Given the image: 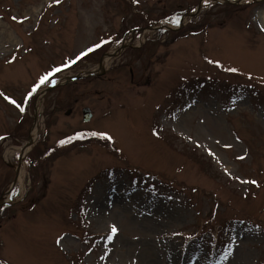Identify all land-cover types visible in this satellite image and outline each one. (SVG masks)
Returning <instances> with one entry per match:
<instances>
[{
	"label": "rangeland",
	"instance_id": "obj_1",
	"mask_svg": "<svg viewBox=\"0 0 264 264\" xmlns=\"http://www.w3.org/2000/svg\"><path fill=\"white\" fill-rule=\"evenodd\" d=\"M228 1L0 0V264H264V0Z\"/></svg>",
	"mask_w": 264,
	"mask_h": 264
},
{
	"label": "bare ground",
	"instance_id": "obj_2",
	"mask_svg": "<svg viewBox=\"0 0 264 264\" xmlns=\"http://www.w3.org/2000/svg\"><path fill=\"white\" fill-rule=\"evenodd\" d=\"M241 1L243 2V1H247V0H241ZM258 20H259L258 22H259L261 28L264 29V15L260 16ZM131 42H132V39L129 37H126L123 40V43L127 44V45L130 44ZM112 53H113V51L107 52L104 55V57L102 58V63H99L98 65H96V66H94L88 70H84L83 73H101V72L108 70V68L110 67L111 61H112ZM41 93H42V91H41ZM41 98H42V96H39L38 103H37V105H39V106L41 104ZM39 132H40V122L37 121V122H35L34 127L32 129V132H31V138H30L31 141H33V142L35 141V139L39 135ZM29 150H30V147L27 145L22 148V152H21L22 160H23V158H25V156ZM23 175H24L23 170L21 169L19 171V179H21L22 182L24 181Z\"/></svg>",
	"mask_w": 264,
	"mask_h": 264
},
{
	"label": "snow or ice",
	"instance_id": "obj_3",
	"mask_svg": "<svg viewBox=\"0 0 264 264\" xmlns=\"http://www.w3.org/2000/svg\"><path fill=\"white\" fill-rule=\"evenodd\" d=\"M58 2H59V0H57V3H58ZM13 19H16V18L13 17ZM176 22L178 23V21H176ZM99 46H100V45H96V47H99ZM88 51H92V49H89ZM81 55H84V53H82ZM77 59H79V57H77ZM72 63H75V61H72ZM67 66H68L67 64L64 65V67H67ZM59 71H61L60 68H55V69H53L52 72H49V73L46 74L45 76L41 77L39 84L36 85V87L33 88V92H34V91L36 90V88H38L41 84H44L45 81H47L48 78H49L50 76L53 75V73H55V72H59ZM232 71H235V69H232ZM51 82H52V83H55L54 80H52ZM31 94H32V93H29V96H31ZM12 103L15 104L16 102L13 100ZM21 111H23V108H21ZM92 135H101V136H104V135H106V134L92 133ZM109 139H110V137H109ZM61 143H63V141H62ZM252 183H255V181H253ZM117 231H118L117 228H116L115 226H113V227H112V233L115 234ZM109 239H112V236H111V235L109 236Z\"/></svg>",
	"mask_w": 264,
	"mask_h": 264
},
{
	"label": "water",
	"instance_id": "obj_4",
	"mask_svg": "<svg viewBox=\"0 0 264 264\" xmlns=\"http://www.w3.org/2000/svg\"><path fill=\"white\" fill-rule=\"evenodd\" d=\"M228 2H230V3H241L242 1H241V0H238V1H236V2H232V1H228ZM194 14H195V12H194V13H191L190 16L192 17ZM180 23H181L180 26H178L177 28H171V29H180V28L185 24V23L183 22V20H181ZM76 78H77V76L72 77V80H76ZM49 88H52V86H49ZM83 113H84V120H85V121H88V120L91 119V117H92V111H91V109H90L89 107H85V108L83 109ZM19 171H20V167L17 169V176H16V179H15V181H14V184L16 183L17 177H18V175H19ZM14 184H13V185H14ZM7 202H9V201H8V200H2V198H0V205H4V204H6Z\"/></svg>",
	"mask_w": 264,
	"mask_h": 264
}]
</instances>
